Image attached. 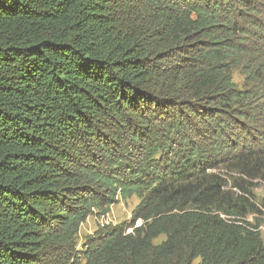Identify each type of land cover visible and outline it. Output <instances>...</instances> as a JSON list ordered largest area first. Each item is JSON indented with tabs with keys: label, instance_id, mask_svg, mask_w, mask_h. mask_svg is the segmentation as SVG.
<instances>
[{
	"label": "trees",
	"instance_id": "16d2710c",
	"mask_svg": "<svg viewBox=\"0 0 264 264\" xmlns=\"http://www.w3.org/2000/svg\"><path fill=\"white\" fill-rule=\"evenodd\" d=\"M263 185L264 0H0V264H264Z\"/></svg>",
	"mask_w": 264,
	"mask_h": 264
},
{
	"label": "rangeland",
	"instance_id": "374dc122",
	"mask_svg": "<svg viewBox=\"0 0 264 264\" xmlns=\"http://www.w3.org/2000/svg\"><path fill=\"white\" fill-rule=\"evenodd\" d=\"M255 195L257 197L264 198V185L256 190ZM137 204V199H131L128 202H123L120 200L110 208L108 214L92 216L81 228L77 250L80 251L82 245L87 241V239L95 236V234L100 232L101 229L117 228L123 223H129L131 219V212L134 210ZM136 225L140 226L141 222L138 221ZM130 231L131 230H129V232ZM262 232L264 240V225ZM164 240L165 236H161L155 240V243H161ZM193 264H201L200 259L195 260Z\"/></svg>",
	"mask_w": 264,
	"mask_h": 264
}]
</instances>
